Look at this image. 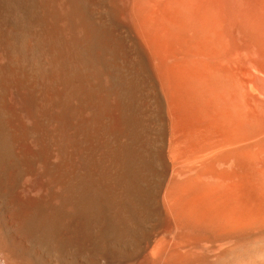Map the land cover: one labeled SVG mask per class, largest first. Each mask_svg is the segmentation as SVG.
<instances>
[{
  "label": "bare ground",
  "instance_id": "6f19581e",
  "mask_svg": "<svg viewBox=\"0 0 264 264\" xmlns=\"http://www.w3.org/2000/svg\"><path fill=\"white\" fill-rule=\"evenodd\" d=\"M133 1L137 4L138 0ZM125 4L123 0H0V195H17L18 178L39 166H43L46 179L50 180L44 195H57L54 205H47L46 210L33 219L24 218L21 210L14 219H7L5 227L8 232L3 238L4 245L11 248L7 250L9 253L6 251L7 255L13 259L27 257L38 264H48L51 255L49 258L43 256L45 253L37 255L36 248L39 247L35 242L36 248L32 246L35 240L30 241L28 237L47 234L49 240L48 235H55L58 241L53 242L58 245L60 238L56 235L60 237V232L62 234L64 230L75 233L70 229L72 226L85 224L80 226L86 236L93 239V244L90 248L77 246L71 258H90L94 254L107 253V259L113 264H264V247L258 246L264 243V195H183L170 198L157 195L155 185L143 190V195L142 192L130 195L134 189L133 182L141 174L136 156L139 153L137 149L143 145L141 143L145 141L147 146L153 145V156L150 154L152 157L149 158L150 150L146 146L147 150H142L146 151L149 156L146 159H149L139 161V164L151 168L155 160L159 162L162 172L158 179L166 172L169 163L185 153L182 151L184 144L181 147L178 134L175 135L178 132L181 137L180 127L176 128L180 131L172 132L173 137L168 144L166 141L169 127L164 98L153 67L156 56L154 59V52L145 48L155 42L149 40L150 46L141 45V40L136 37L137 30L131 26L136 24V19L133 22L132 18L129 20ZM144 6L146 10L143 15L140 14V24L136 25L148 30V34L152 32L161 37L156 38V43L157 39L160 42L163 40L162 35L166 37L179 30L186 20L197 19L203 28L209 24L210 15L206 7L202 2L198 5L195 0H147ZM116 31H121L128 40L136 41L138 46L135 51L128 49L125 38ZM179 31L182 33V30ZM183 31L182 36H187V30ZM179 33L177 31L178 36L181 35ZM187 39L189 41L190 38ZM180 41V46L185 45ZM189 47H184V51ZM191 48L197 49L195 46ZM173 50L178 49L173 47ZM205 51L204 54H208ZM198 53L195 52L196 58ZM150 54L153 55V62ZM191 58H184L187 64ZM196 61L193 59L190 67ZM198 61L202 63L203 59ZM200 73L195 81H186L189 75L193 78L190 72L186 79L184 77V83L191 82L187 86L191 97L185 95L199 110L207 105L213 112V121L210 127L204 125L206 121L202 125L192 123L187 129L183 127L186 129L181 137L183 141L190 140L191 143H188L197 145L205 156L220 153L227 173L235 172L234 167L243 163L240 162L243 158L248 159L247 164H252L257 158L264 159V150L255 152L245 147V152L242 150L245 148L239 146L255 137L258 128L253 125L245 129V108L241 109L239 101L229 97L232 93L228 96L220 85L223 94L220 90L218 92L224 97L214 92L213 84L224 79L223 74L220 75L221 80L215 78L209 82L208 75H205L207 72ZM227 78L225 83L229 80ZM230 86L227 84L228 88ZM249 88L254 91L251 85H248ZM136 98L141 99L145 107V124L135 112ZM140 137L144 138L141 143ZM26 139H30L34 146L30 141L29 145H25ZM156 141L160 148L154 152ZM25 146L34 148L29 151L28 147L24 149ZM80 147L84 152L90 147L96 150H91V154L84 158ZM79 148L81 157L78 155ZM97 153L100 154L97 156ZM96 157L101 166L104 165L101 167L98 164L100 167L97 170L93 168L96 164L90 163L93 159L96 162ZM182 165H172V168ZM258 169L253 174L261 179ZM103 173L112 179L109 182L111 186L106 190L100 189L99 185L107 180L99 184V178L96 180L93 177V174L98 177ZM121 174L126 176L127 184L118 187L127 195H122L124 192L116 187V178H121ZM141 177V183L146 184L148 177L143 173ZM65 195L73 196L68 198ZM102 202L109 203L107 211L102 209ZM68 203L71 210L66 207ZM42 221L49 226L45 229L35 226ZM101 222L108 226L104 227V224L101 229ZM49 245L46 246L49 248ZM133 250L137 252L136 262L134 257L129 259L126 256ZM132 260L134 262L130 263Z\"/></svg>",
  "mask_w": 264,
  "mask_h": 264
},
{
  "label": "rangeland",
  "instance_id": "374dc122",
  "mask_svg": "<svg viewBox=\"0 0 264 264\" xmlns=\"http://www.w3.org/2000/svg\"><path fill=\"white\" fill-rule=\"evenodd\" d=\"M132 1L133 0L124 2V0H123V3L125 4L128 2L127 4H125V7H126V9H128L127 11H128L129 20L133 19L131 21V22H133L136 19L134 22H136V24H140L141 20H138V19H141V18H139V17H141L140 14L143 15L144 11L146 10L144 3H145V1L147 2V0H145V1L144 0H138L137 4L135 3V1H133V2ZM195 2L198 5H200L201 2L204 4V6L206 7V9L210 15V19H209V24H208L207 28L201 27L199 25V23L197 22V19L186 20L185 21L186 23L184 22V25L182 26L183 28L181 26H179V30H182V33H185L183 30H185V31L187 30L186 33L191 32V33H189V35L190 34L191 35L189 36L187 33V36L191 40H193V41L195 40L194 43L190 39H189V41H187L188 37L186 36V34L183 37L182 33L179 30H177V31H178V33L180 32L179 34H181V35L178 36L177 31L175 32L177 35H175V33H173L175 36L173 34H172L173 36L170 35V33L168 34L169 36H166V37H164L162 35V37H163L162 41L163 42L162 41L160 42V40L158 41V39L161 38L160 36H159L160 38H158L156 35H154V33L151 32L153 34L152 37H154L152 39L151 33L150 34L147 33V32H149L148 30H144L143 27H140L139 25H136L135 23L131 24V26L134 27L135 31L137 30L136 34L138 36H136V37H138V39L141 40L140 43H141V45H143V47L147 46V44H148V46H150L149 43L152 40H153V42H155V43H153L154 45L151 42L150 43L151 46L148 48L147 47H145V48L147 51H149V52L151 51V53L154 52L153 53L154 59L156 56V59L153 62V58H152L153 55L150 54V57L152 58V62L154 64L153 65L154 71H156L155 76H156V79H158L157 80L158 85H159L160 91H161L163 98H164V111H165V114H166L167 120H168L167 127H169L168 134L166 135L167 144L170 141V139H172L171 137H173L174 132H176L178 130V129L176 130V128H178V127H180V130L182 131L181 132V137H182L184 135V133H183L184 130H186L190 124L192 125V123L194 125V124H197V122H198L199 125H202L206 121L204 123V125L209 126V127L212 124L211 121H213L212 120L213 112L210 111V108L207 105L202 106L200 110L195 108L192 105V103L189 102V100H191V99H189L191 97L190 96L191 90H188L189 88H187V86L189 87L191 82L190 83H189V81L187 83L183 82V81H185L184 77L186 76L185 77V79H186L189 72L191 74V77L193 74V78H189L190 77V75H189L188 76L189 79L187 78L186 81L187 80L192 81L191 79L194 80L196 78V76H198L199 72H201L200 75H202V71H205V72H207V74L205 73V75H208V77H210V78H208L206 76L207 79L209 80V82H212L215 78H218V79L221 78L222 79V76H223L224 79H222V80L220 79L221 81L219 80L220 81L219 83L216 82L213 84L214 92L216 94L218 93L217 96L224 97V96H222L223 93L220 90V88L222 87L223 88L222 90H224L225 94H228V96H229V94L232 93V94H230L231 96H229V97L239 101L241 109H243L242 107L245 108L244 110L246 112H244V110H243L244 117L246 118V121L244 123V127L246 125L245 129L247 128L246 130H248V128H251L253 125H254V127L257 126V128H258L257 135L255 137L248 139V140H245V142L243 141L242 143H240L241 145H239V146H241L243 148L247 147L248 150H253L255 152L257 150H259V151L264 150V0H195ZM134 4H136V5H134ZM142 9H143V12H142ZM194 9H197V7L194 6ZM135 11H137V12H135ZM137 21H139V22H137ZM180 27L182 29H180ZM193 27H195V28H193ZM187 28H189V29H187ZM134 29L132 28V30H134ZM200 30H201V32H200ZM192 32H193V34H192ZM115 33L118 34L120 37L122 36L121 31H116ZM145 33H147V34L145 35ZM194 34H196V36ZM146 36L151 38V39L148 38V41L150 40L148 43L146 40ZM177 37H179V38H177ZM199 37L202 40V42L205 39L206 43L204 41L203 42L204 44H203L201 42V40L198 39ZM122 38H125L126 46L128 47V49L135 51V47L138 46V44L135 43L136 41L134 42L133 39L128 40L126 35L122 36ZM156 38H158L157 43H156ZM164 38H166V39H164ZM154 39H155V41H154ZM197 39H198V41H197ZM180 40H182V44H185V45L181 44L183 46V48H182V46L179 45L180 44L179 42H181ZM142 41H143V44H142ZM144 41L146 42V44ZM185 41H186V43H185ZM198 42H201L200 43L201 46H199L200 44H198ZM157 44H159L158 45L159 47H157ZM205 44L208 46V48L206 47ZM174 45H176V46H174ZM177 45H179V47H181L180 50L177 47ZM192 45H194L197 49L195 50V49L191 48V47H194ZM153 46H156V48H154ZM151 47H153V49ZM173 47L175 49H178V50L174 51ZM184 47L185 48L189 47L187 49L188 52H187V50L184 51V49H185ZM203 47H204V49H203ZM149 48H151L152 50H150ZM137 49H138V47H137ZM198 49L200 51H198ZM203 50L208 51V54H206V53L204 54ZM196 51L199 52L197 58H196L197 53L195 54ZM180 52L181 53L183 52V54L186 53V55H182ZM189 52H190V54L192 53L195 55L191 56L192 54L189 55ZM172 53H173V55H172ZM199 55L200 56L202 55L201 56L202 58H199L200 57ZM183 56H184V58H187V57L188 58L194 57V58L187 60V61H189V63H188L189 65H188L186 62V59H184ZM207 56H208V58H207ZM134 57L136 59L138 58L137 53L134 54ZM157 57L158 58L160 57V59H158ZM182 59L185 60V62ZM193 59H194V61L197 60L196 61L197 63H200V61H198V60L203 59V61H201L202 63H200V65H198L195 62L190 67V64H191L190 62L193 63ZM190 60H192V61H190ZM183 64H184V66L186 64V66L182 67ZM187 65H188V67H187ZM195 65H196V67H195ZM203 66H205V67H203ZM208 66H209V68H208ZM172 67H173V69H172ZM200 67H202V68H200ZM196 69H198L200 71H198V73H197ZM167 70H169L168 71L169 73L167 72ZM170 71L172 73L174 72V74H172ZM219 72H222V73H219ZM169 75H170V80H169ZM212 75L214 78L212 77ZM215 75H217V76H215ZM220 75H222V76H220ZM211 77H212V79H211ZM164 78H165V80H164ZM226 78L229 80L225 83L224 81H226ZM204 79L206 80V78H204ZM220 83H222V84H220ZM227 84H228V86L231 85L230 88L227 87ZM219 85L221 87H219ZM248 85H251L253 87L254 91H251L250 88L248 90ZM225 86L227 88H225ZM217 87H218V89H217ZM186 88H187L188 92L190 91V94L186 91ZM211 88H212V85H211ZM218 91L221 92L222 94L219 95L220 93ZM185 93L189 95V98L187 97V95H185ZM204 95H205V93H204ZM136 100L137 101H135V106H134L136 109L135 112L138 115V117H140V118L142 117L144 119V120L143 119H140V120H143L142 122H144V124H145V116H146L145 107H144L141 99L139 101L138 98H136ZM244 100H245V102H244ZM186 102L187 103L189 102V104H191V105L187 104ZM138 104H140V105L138 106ZM205 106H207V107H205ZM141 109H144V111L143 110L141 111ZM146 110H147V108H146ZM193 110H194V112H192ZM137 111H139V113ZM191 112H192V114H191ZM252 114H254V115H252ZM141 115H143L144 117ZM198 117H201L202 119L198 118ZM206 123H207V125H206ZM258 126H260V127H258ZM183 127L186 129H184ZM173 129H175V130L173 131ZM180 130H178V131H180ZM172 132H173V134H172ZM177 134H178V139L180 140V146L183 144L185 145V149H183L184 145H183V147L181 146L182 151H184L185 154H183L182 157L178 158V160L174 161L172 164L169 163V167L167 168V170L165 172L166 174L164 173L163 174L164 177L162 176L161 179H158V178H160V176H158V175L162 172V169L159 165V162H156L155 159H153V162L155 160L156 163L154 162V166L152 164L151 168H145L144 166H141L139 164L140 162L146 161L149 158L151 159V157L153 156L152 155L153 145L147 146L145 141H144V138L142 137L143 140L141 139V137L139 138V139H141V141H139V143L144 141L143 143L140 144V145H142V144L143 145L137 149L138 151H136V152H139L138 155L136 153V156H137V164H138V166H140L139 169H140L141 174L139 177L140 179L138 177H136V181L133 182L134 189L130 195H137V194L140 195L139 192L140 193L142 192L141 195H143V190H145V189L147 190L150 187L153 188L154 185L157 186V190H158L157 195H160L161 197L165 195V196L170 197V198L183 196V195L184 196H189V195H264V177H263L264 176V174H263L264 173V159L263 158H257V159H255V161L253 160L252 164H247L248 159L245 158L246 159L245 160L243 158L240 161L243 163H239L237 166L234 167L235 172L230 171V173H227L226 172V165H224V163H222V160H221L222 156L220 155V153H218V152H216V153L214 152L213 154L208 153L205 156L198 150L197 145H195L194 143L190 145L189 144V143H191L190 140L183 141L184 139L180 137V133L177 132L175 135H177ZM29 141L34 146L33 142H31L30 139H26L24 141V144L29 145ZM156 142L157 143L154 146V152H156L160 148L158 141H156ZM33 146H25L24 149H26V147H28L27 150L31 151L34 148ZM146 146L150 150V151H148V155H150V154L152 155V156L150 155V157L147 155L145 150H142L145 148L147 150ZM142 147H144V148H142ZM80 148L78 150V155H79V157L82 156L84 158L88 155V153L91 154V150H93V151L96 150V149L94 150L90 147L88 149H84L85 150V152H84L82 149L83 147H82L81 148L83 151L82 152ZM194 148H196V149H194ZM234 148H236V146ZM192 149H194L195 153L193 152ZM89 150H90V152H89ZM242 150H245V152H246V148L242 149ZM80 151L82 152V154L80 153ZM199 152H200V155L198 154ZM84 153H85V155H84ZM164 153H165V151H164ZM80 154H81V156H80ZM99 154L100 153H97V156ZM139 157H140V159H139ZM146 157H149V158L146 159ZM93 161H94V159L92 161H90V163L96 164V165H94L93 168H95V170H97V168L99 169V167L101 166V163H99L98 158H97L96 162L95 161L93 162ZM172 165H182L183 167L177 166L176 168H172ZM251 165H252V168L250 169ZM103 166L104 165H102L101 167H103ZM138 166H137V168H138ZM38 169L40 171H42V173L39 172ZM255 169H258L261 172V176L263 177V179H262V177H261V179L258 178L260 176H256V177L254 176L253 172L257 171ZM43 170H44L43 166H39V167L31 170L32 172L29 170L30 172L27 171L25 174L22 175V177L20 176L19 178H21V179L18 178V182L16 184V194L17 195H0V243H1L0 244V264H25V263L26 264H36L37 263L33 259L27 258V257H23V258L17 257L18 259H13L11 257V255L8 256L9 254L7 255V252L9 250H11V248L7 244L4 245L3 238L5 235H7V232H8V228L5 227V226H7L8 220L14 219L17 212L20 213V210H21L22 212L20 214H22L24 216V218H27L28 220H29V218L33 219L35 217V215L41 214V212H44V210H46V208L48 207L47 205H52L54 203L53 201H56L55 196H57V195H44L46 190H47L48 181H50V180L47 181V179H46L47 174L44 173L45 171H43ZM97 172L99 173V171H97ZM142 173L144 174V176L148 177L146 184L141 183L142 182V179H141ZM105 174L106 173H103L102 175L98 174L99 175L98 177L96 174H93L94 179L97 180L99 178V184H103L104 181L107 180L105 182V184H103L102 186L99 185L100 189H102V190L103 189L106 190L107 187L111 186V183H109L112 180L111 176H109L108 174H106V175ZM218 174H220V175H218ZM121 176L123 177L124 174H121ZM122 177L119 178V176H118L116 178V183H117L116 187H117L118 191L121 190L120 187H122V185H124L125 183L127 184V178H125L126 176H124L125 179H123ZM47 178H49V177H47ZM157 180H160V182ZM122 182H124V183H122ZM108 184H110V185H108ZM156 184H159V186ZM118 186H120V187H118ZM223 186H224V188H223ZM142 187H143V189H142ZM0 189L2 190L1 185H0ZM137 189H138V192H137ZM121 191L124 192V190H121ZM121 191L119 192L120 195L122 193ZM122 195H127V194H125V192H124V194H122ZM65 196L70 198L73 195H71V196L65 195ZM82 196H86V195H82ZM109 196H112V195H109ZM172 196H174V197H172ZM53 197H55V198H53ZM49 200L50 201L52 200V201L49 203ZM85 202H83V204ZM87 204H86V206L89 205V204L88 205ZM102 204H103L102 209L103 210L105 209V211H107L108 207H109V205H108L109 203L102 202ZM102 204H101V206H102ZM69 205H70L69 203H68V205H66V207L68 209L71 208ZM42 223H45V224H43L45 226L41 225ZM42 223H39V225L38 224L37 225L34 224V225L38 226L39 229H41L43 227L45 229V227L47 228V226H49V224L47 222L42 221ZM98 224L99 223H96V225H98ZM104 224H105V226H104ZM72 225H74V224H72ZM76 225H78V224H75L74 228ZM80 225L84 226L85 224L84 225L80 224ZM80 225L76 226L77 229ZM86 225L88 226V224H86ZM99 226L102 229L103 226L106 227L108 225L106 223L101 222L99 224ZM74 228L72 226V228H70V229L72 231L74 230L75 233H70L69 230H64V232L62 234L60 232V235H59V233H57L60 236V237H58L56 235V238H58V239L60 238L59 239L60 242H58V245H56L54 243V242L57 243V241H58L57 239L54 238L55 235H54V237L50 236L52 238V240L50 239L49 235H48L49 240H47V234L45 236H44V234H41V235L40 234H35V235L32 234V237H33V235H34V237L30 238L31 237V235H30L28 238L30 239V241H32L31 239L35 240V241H32V243H33L32 246H34V244L36 243L35 245L37 247H39V248H36V246H34L38 250L37 255H42L45 253L43 256H47V258H49L48 256H50V255L54 256V258H55V256H57V258H55L56 260L50 256L48 262L51 264H70V263H72V264H88V263L89 264H110L111 263L107 259V256H106L107 253H98L97 255L94 254L90 258H85L84 256L82 258H81V256H79L78 258H80V259L71 258V254L77 246H83V247L87 246L88 248H90L93 244V239L91 237L86 236L82 227L79 228L78 230L77 229L75 230ZM36 237H38V238H36ZM29 239H28V241H29ZM36 241H39V242H36ZM48 241H49L50 245H49ZM50 241H52V243ZM26 242H27V240H26ZM40 243H42V244H40ZM52 244H54L53 246H55V247H53ZM46 245L47 246L49 245V248ZM258 246L264 247V243H262ZM41 251L43 253H41ZM49 251H51V252H49ZM52 251L53 252L55 251L54 252L55 255H53L54 253ZM134 251L135 250H133V252L132 251L128 252L126 254V256L129 257V259H134L136 257V254H137V252H134ZM51 253H53V254H51ZM133 254H134V256H133ZM138 255H137V257H138ZM132 257H134V258H132ZM51 258L53 259L52 261L50 260ZM69 259L71 262L69 261ZM136 259L138 260V258L134 259L135 262H136ZM15 260H17V261H15ZM18 260H20V261H18ZM87 260H88V262H87ZM131 262H134V261L132 260V261H130V263ZM111 264H113V263H111Z\"/></svg>",
  "mask_w": 264,
  "mask_h": 264
}]
</instances>
